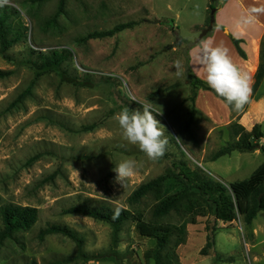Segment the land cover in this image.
Returning <instances> with one entry per match:
<instances>
[{"label":"rangeland","instance_id":"1","mask_svg":"<svg viewBox=\"0 0 264 264\" xmlns=\"http://www.w3.org/2000/svg\"><path fill=\"white\" fill-rule=\"evenodd\" d=\"M0 3L16 10L8 19V35L20 34L7 50L15 61L0 56V69L11 70L0 78V198L38 208L39 219L24 233V241L25 253L39 264L67 258L72 259L65 264H145L143 252L154 240L140 236L133 223H125L118 233L114 248L118 261L107 254L111 231L106 223L64 210L77 204L148 208L149 199L132 205L128 197L139 184L159 175L170 156L182 152L222 181L232 196L231 181L249 178L250 187L260 182L255 179L264 162L259 146L211 160L215 151L233 142L231 131L199 113L186 127L192 108L202 113L195 96L199 89L193 86L188 67V49L209 27L208 0ZM128 21L136 24L110 37L83 39L89 32ZM29 48L44 53L65 49L69 56L58 71L36 75L20 61L37 60V53ZM73 77L87 78L92 84L69 81ZM138 101L162 108L156 118L164 126L167 145L155 161L122 138L114 119L121 107L138 109ZM124 159L135 160L138 167L120 183L112 169ZM237 214L229 223L206 217L188 223L186 241L176 248L181 263L264 264V210L249 224ZM47 222L76 230L84 238L83 253L107 255L84 260L77 255L75 243L61 234L38 241L39 229ZM18 256L3 248L0 264Z\"/></svg>","mask_w":264,"mask_h":264},{"label":"trees","instance_id":"2","mask_svg":"<svg viewBox=\"0 0 264 264\" xmlns=\"http://www.w3.org/2000/svg\"><path fill=\"white\" fill-rule=\"evenodd\" d=\"M218 5L219 0H208L209 27L201 32L192 45L197 44L212 32L215 24L210 22V16L214 15ZM15 12V8L0 3V56L10 62L15 60L7 53V50L20 38V34L17 32L13 36L8 35V19ZM135 24L134 21L117 23L107 30L89 32L83 39L110 37L124 29L133 27ZM195 27L197 30L201 28ZM229 36L238 54L245 58L246 55L239 44L240 40ZM30 51L37 53V60L25 59L20 61L27 63L36 75L48 71H58L63 61L69 56L68 50L65 49L48 50L46 53L33 49ZM10 73L11 70L0 69V78ZM192 77L193 86L196 90H209L218 97L203 83L202 79L194 75ZM263 77L264 34L260 41L259 63L254 73L249 99L256 92ZM68 79L81 85L90 86L92 84L87 78L84 80L76 77ZM194 113L202 114L196 107L192 108L186 127L193 121ZM226 126L235 139L232 143L215 151L211 160L229 155L234 150L253 151L258 146L264 153V145H259V140L264 137V131L260 124H255L250 130H246L236 118ZM263 166L264 162L259 166L258 174L255 176V179L260 180V182L254 187H250L251 179L249 178L231 181L229 187L233 193L232 196L222 181L192 163L181 152L179 155L170 156L167 165L159 175L139 184L128 197V201L132 205L140 204L143 199H149L151 204L148 208H112L104 204L91 207L86 204H77L66 208L64 213H79L106 223L111 231L110 248L107 254L116 257L118 261H120L119 255L114 249L119 242L118 233L125 223L131 222L140 236L154 240V245L143 252L142 257L145 264H182L176 248L186 241L188 223H197L198 217H206L214 222L229 223L235 220L237 213H239L243 220L249 224L258 211L264 210ZM38 219L39 210L37 207L4 202L0 198V254L3 248H6L11 254L19 253L18 257L10 258L5 264H39L34 256L25 253L24 241V233L29 231ZM48 234H61L72 240L77 246V255L84 260L99 259L107 255L104 253L89 255L83 253L81 247L84 238L76 230L65 224L47 222L39 229L38 241H43ZM71 259H62L51 264H65Z\"/></svg>","mask_w":264,"mask_h":264},{"label":"clouds","instance_id":"3","mask_svg":"<svg viewBox=\"0 0 264 264\" xmlns=\"http://www.w3.org/2000/svg\"><path fill=\"white\" fill-rule=\"evenodd\" d=\"M264 13V6L244 9L235 20L236 31L232 34L239 37L245 30L253 25L257 17ZM192 67L203 83L207 85L218 97L230 107L232 111L239 112L249 102L251 92L250 78L232 61L228 49L217 44L211 38L200 40L191 54ZM176 68L181 67L177 61ZM140 107L130 110L121 109L114 119L121 131L122 138L129 144L135 145L152 161L160 158L167 145L164 137V126L156 118L162 115L161 106L153 102L138 101ZM138 165L133 159H124L113 167L115 179L125 182L136 171Z\"/></svg>","mask_w":264,"mask_h":264},{"label":"crops","instance_id":"4","mask_svg":"<svg viewBox=\"0 0 264 264\" xmlns=\"http://www.w3.org/2000/svg\"><path fill=\"white\" fill-rule=\"evenodd\" d=\"M258 6H264V0H220L214 13L215 26L212 32L203 38H211L215 43L222 44L228 49L232 61L250 78V87L259 63L260 41L264 34V13L260 14L256 22L239 37H235L232 33L236 31L235 20L242 11L249 7ZM229 35L240 40L239 44L246 55L245 58L238 54ZM195 46L196 44L188 49V67L192 75L202 79L192 67L191 54ZM196 103L202 114L207 116L215 126L227 125L237 118L238 123L246 130H250L255 124H260L262 128L264 123V77L254 95L239 112L232 111L224 101L208 90L199 89L197 91ZM262 130L264 131L263 128ZM53 235L56 234H48L45 237L48 238Z\"/></svg>","mask_w":264,"mask_h":264},{"label":"water","instance_id":"5","mask_svg":"<svg viewBox=\"0 0 264 264\" xmlns=\"http://www.w3.org/2000/svg\"><path fill=\"white\" fill-rule=\"evenodd\" d=\"M214 21V15H211L210 16V22H213Z\"/></svg>","mask_w":264,"mask_h":264},{"label":"built area","instance_id":"6","mask_svg":"<svg viewBox=\"0 0 264 264\" xmlns=\"http://www.w3.org/2000/svg\"><path fill=\"white\" fill-rule=\"evenodd\" d=\"M260 140H264V137H262Z\"/></svg>","mask_w":264,"mask_h":264}]
</instances>
